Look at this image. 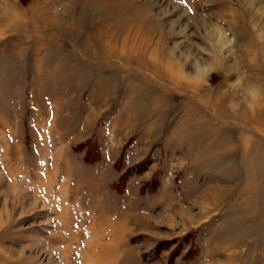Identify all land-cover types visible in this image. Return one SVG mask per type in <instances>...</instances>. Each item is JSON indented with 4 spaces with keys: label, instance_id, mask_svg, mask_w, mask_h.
<instances>
[{
    "label": "rangeland",
    "instance_id": "rangeland-1",
    "mask_svg": "<svg viewBox=\"0 0 264 264\" xmlns=\"http://www.w3.org/2000/svg\"><path fill=\"white\" fill-rule=\"evenodd\" d=\"M0 264H264V0H0Z\"/></svg>",
    "mask_w": 264,
    "mask_h": 264
},
{
    "label": "bare ground",
    "instance_id": "bare-ground-1",
    "mask_svg": "<svg viewBox=\"0 0 264 264\" xmlns=\"http://www.w3.org/2000/svg\"><path fill=\"white\" fill-rule=\"evenodd\" d=\"M100 248L104 249L103 246H100Z\"/></svg>",
    "mask_w": 264,
    "mask_h": 264
}]
</instances>
